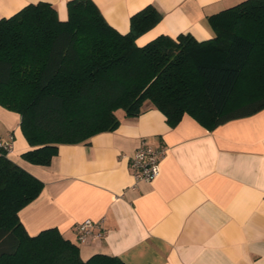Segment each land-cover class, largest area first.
Wrapping results in <instances>:
<instances>
[{"label": "trees", "instance_id": "obj_1", "mask_svg": "<svg viewBox=\"0 0 264 264\" xmlns=\"http://www.w3.org/2000/svg\"><path fill=\"white\" fill-rule=\"evenodd\" d=\"M60 19L47 1L0 17V105L19 113L31 146L21 156L47 165L59 143L86 142L142 111L148 100L174 126L183 113L211 130L264 107V0H242L210 15L214 35L136 39L160 20L147 4L129 29L111 26L93 0H67ZM40 179L0 155V264H126L96 252L82 258L56 227L30 235L18 211Z\"/></svg>", "mask_w": 264, "mask_h": 264}, {"label": "crops", "instance_id": "obj_2", "mask_svg": "<svg viewBox=\"0 0 264 264\" xmlns=\"http://www.w3.org/2000/svg\"><path fill=\"white\" fill-rule=\"evenodd\" d=\"M47 1L60 19L67 0H0V17L27 3ZM119 32L147 4L160 20L137 37L143 44L159 34L214 35L208 17L242 0H93ZM116 115L118 125L86 142L59 143L47 165L25 160L31 148L19 113L0 105V138L13 135L7 157L43 183L18 211L30 235L56 227L82 258L102 252L126 264H264V107L209 130L183 113L169 126L148 100L142 111ZM142 142L163 146L159 172L136 180L128 155ZM99 223L100 238L76 240V223Z\"/></svg>", "mask_w": 264, "mask_h": 264}, {"label": "built area", "instance_id": "obj_3", "mask_svg": "<svg viewBox=\"0 0 264 264\" xmlns=\"http://www.w3.org/2000/svg\"><path fill=\"white\" fill-rule=\"evenodd\" d=\"M13 148V135L9 134L5 138H0V155H6ZM165 149L163 146L151 145L145 142L139 144L134 151L128 155V164L132 176L136 180L149 181L159 172V159L163 156ZM77 241H84L88 237L100 238L104 231L98 222L85 219L74 226Z\"/></svg>", "mask_w": 264, "mask_h": 264}, {"label": "rangeland", "instance_id": "obj_4", "mask_svg": "<svg viewBox=\"0 0 264 264\" xmlns=\"http://www.w3.org/2000/svg\"><path fill=\"white\" fill-rule=\"evenodd\" d=\"M116 112L120 114L122 112L121 108L117 109Z\"/></svg>", "mask_w": 264, "mask_h": 264}]
</instances>
